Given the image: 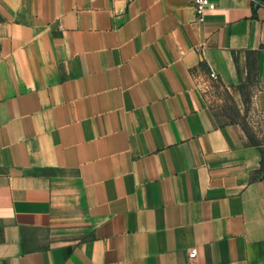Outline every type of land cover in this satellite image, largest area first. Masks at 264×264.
Instances as JSON below:
<instances>
[{"label": "crops", "instance_id": "0c3cea01", "mask_svg": "<svg viewBox=\"0 0 264 264\" xmlns=\"http://www.w3.org/2000/svg\"><path fill=\"white\" fill-rule=\"evenodd\" d=\"M211 2L0 0V264H264V144L202 89L264 103V0Z\"/></svg>", "mask_w": 264, "mask_h": 264}, {"label": "rangeland", "instance_id": "374dc122", "mask_svg": "<svg viewBox=\"0 0 264 264\" xmlns=\"http://www.w3.org/2000/svg\"><path fill=\"white\" fill-rule=\"evenodd\" d=\"M202 89L207 109L219 125H239L250 143L264 144V103L257 98L259 90L251 72L235 88L208 80Z\"/></svg>", "mask_w": 264, "mask_h": 264}, {"label": "built area", "instance_id": "2783aa9c", "mask_svg": "<svg viewBox=\"0 0 264 264\" xmlns=\"http://www.w3.org/2000/svg\"><path fill=\"white\" fill-rule=\"evenodd\" d=\"M115 1L122 2L128 5L134 2L135 0H115ZM191 6L195 14V17L199 22H202L205 16H207V14L215 11L216 9L215 3L211 2V0H191ZM196 255H197V250L192 249L189 252L188 257L190 260H193L196 257Z\"/></svg>", "mask_w": 264, "mask_h": 264}, {"label": "trees", "instance_id": "16d2710c", "mask_svg": "<svg viewBox=\"0 0 264 264\" xmlns=\"http://www.w3.org/2000/svg\"><path fill=\"white\" fill-rule=\"evenodd\" d=\"M201 66L204 67L203 64H201ZM249 72H251V70Z\"/></svg>", "mask_w": 264, "mask_h": 264}]
</instances>
